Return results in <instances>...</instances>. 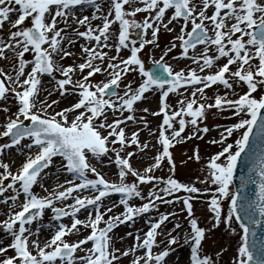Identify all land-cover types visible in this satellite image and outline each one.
Returning a JSON list of instances; mask_svg holds the SVG:
<instances>
[{"label": "snow or ice", "instance_id": "obj_1", "mask_svg": "<svg viewBox=\"0 0 264 264\" xmlns=\"http://www.w3.org/2000/svg\"><path fill=\"white\" fill-rule=\"evenodd\" d=\"M213 109L233 122L210 128ZM211 131L179 181L172 149ZM0 141V264H168L174 245L222 264L217 230L225 264H264V0H0Z\"/></svg>", "mask_w": 264, "mask_h": 264}, {"label": "rangeland", "instance_id": "obj_2", "mask_svg": "<svg viewBox=\"0 0 264 264\" xmlns=\"http://www.w3.org/2000/svg\"><path fill=\"white\" fill-rule=\"evenodd\" d=\"M164 40L161 39V44L163 45L164 44ZM75 51H78V47L76 49H73ZM123 54V53H122ZM141 57L142 59L145 60V66L147 65V62L150 60L151 58V53L149 50H145V52L141 53ZM159 57V52L156 53V58ZM65 64H71L72 63V58H68L67 60L64 61ZM174 64L176 62H173ZM177 67H180L178 65H176ZM184 66V64L182 65V67ZM95 80H99V79H102V77H95L93 78ZM128 79H131V76L128 77ZM43 95V93H42ZM146 96L148 97V99L142 101V103H138L137 107L139 108H143V107H147L149 108L150 110H158V104H157V100H158V95H153L151 93H148L146 94ZM175 99L176 97L173 95V96H170L169 97V103H174L175 102ZM68 101H64V104H67ZM63 106V105H62ZM212 112H215V109L211 110L209 115H208V118L207 120L205 121V124L207 126H209L210 128H214L215 125H218L220 120L222 119L221 116H214L212 115ZM137 115H143V113L141 112H137ZM148 119L151 121V127L154 129L156 127V124L159 122L160 118L159 117H151L149 116ZM222 125V124H220ZM201 126H204V125H201ZM215 131H211L209 132L208 134L209 135H213ZM187 133H185L186 135ZM215 134L217 135V133L215 132ZM142 136L144 137H147V132H143V135L141 134V140H142ZM144 137V138H145ZM210 138L208 136H206V140H209ZM231 139L230 138V142H231ZM203 142L204 141H200L198 142L197 140H193L190 142H188L187 144H182V145H177L176 148L172 149V152H173V158L175 160V163H176V178L181 181V182H190L192 180L195 179V177L199 174V168H200V165L194 163L193 161L192 162H188V164L186 165H182V161L187 159L185 153H187L188 155H191L192 152L191 150H193L197 145H199L200 147V155H201V158H202V162L204 160L207 159L208 156H210L211 154H213L215 151H217V147L214 146V145H211L208 147V145H206L205 147L203 146ZM0 143H3V141H0ZM202 144V145H201ZM208 147V148H207ZM190 150V151H188ZM4 159L7 161L8 159H10L8 156H5ZM19 157H17V162L19 163ZM136 162H138V158L137 157H134L133 158V166L134 167H142L141 164H139L137 166ZM104 171L106 173H108V176H106V178L108 179H111V180H115L117 179V177L115 176V172H116V169L114 166H112L111 168H105ZM157 176H166L167 175V171L165 172H161V171H157L155 173ZM131 178V177H130ZM131 180V179H130ZM145 187L146 190H148V188L150 186H143V188ZM36 192H40L41 190L39 188H36L35 189ZM147 192V191H146ZM112 200H115L113 197H112ZM117 200V199H116ZM137 202V201H135ZM194 206H200L201 207V211L202 212V216L204 217L206 214V206H204L202 203H196ZM162 208H165V207H168V206H164L162 205L161 206ZM169 210L171 209L170 207H168ZM175 210L179 211V206H176ZM116 211H120V209H117ZM168 209H165V212H167ZM84 215L85 214H81V217L82 219L84 218ZM200 216V215H199ZM199 216H197L199 218ZM182 219V217H181ZM203 220V219H201ZM141 227H143V223L140 225ZM201 226L203 227L204 224L201 223ZM122 227V228H121ZM120 228L123 230L119 233H123L124 232V229L125 231H129L128 228H126V226H121ZM186 227V225H185ZM119 229L116 231L118 233ZM175 235V233H173ZM127 243H117V247H120V248H127L128 246H130L132 244V239H126ZM174 248H176V252L172 253L170 257L167 258V262L168 264H177V261L180 262V264H183V261L185 260V258L187 257L188 253H187V248H180L179 246L177 245H174L173 246ZM204 247L205 249L209 252V253H212L214 254V251L215 250H218L220 247H229V251H227L225 253V255L223 256L222 258V264H225V262L227 261H230L232 255H233V252H232V248L235 247L234 243H232L230 241V239L226 236H224V233L222 230H217L216 232L214 233H208L207 236H206V240L204 242ZM124 264H129V260L128 258H126L124 260Z\"/></svg>", "mask_w": 264, "mask_h": 264}, {"label": "water", "instance_id": "obj_3", "mask_svg": "<svg viewBox=\"0 0 264 264\" xmlns=\"http://www.w3.org/2000/svg\"><path fill=\"white\" fill-rule=\"evenodd\" d=\"M241 175V168H240V166L238 165V168H237V172H236V177H237V179H236V181H235V183H236V185L238 186V184H239V176Z\"/></svg>", "mask_w": 264, "mask_h": 264}]
</instances>
